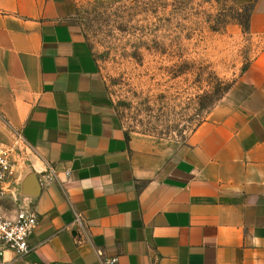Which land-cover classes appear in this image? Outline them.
Listing matches in <instances>:
<instances>
[{"label": "crops", "instance_id": "crops-1", "mask_svg": "<svg viewBox=\"0 0 264 264\" xmlns=\"http://www.w3.org/2000/svg\"><path fill=\"white\" fill-rule=\"evenodd\" d=\"M70 10L0 0V125L25 148L0 208L38 216L0 264H264V45L172 144L125 128Z\"/></svg>", "mask_w": 264, "mask_h": 264}, {"label": "rangeland", "instance_id": "rangeland-1", "mask_svg": "<svg viewBox=\"0 0 264 264\" xmlns=\"http://www.w3.org/2000/svg\"><path fill=\"white\" fill-rule=\"evenodd\" d=\"M69 3L125 128L172 144L187 141L264 45L249 27L253 0ZM0 144L15 162L24 155L3 125Z\"/></svg>", "mask_w": 264, "mask_h": 264}, {"label": "built area", "instance_id": "built-area-1", "mask_svg": "<svg viewBox=\"0 0 264 264\" xmlns=\"http://www.w3.org/2000/svg\"><path fill=\"white\" fill-rule=\"evenodd\" d=\"M15 160L12 149L0 144V197L7 191L5 183L15 175ZM50 175L55 169L47 164ZM66 175L69 170H65ZM32 205L18 204L13 214H7L0 208V260L5 249L12 250L16 255H22L30 250L28 236L34 230L38 218ZM100 253V252H99ZM113 258L102 256V264H111Z\"/></svg>", "mask_w": 264, "mask_h": 264}, {"label": "trees", "instance_id": "trees-1", "mask_svg": "<svg viewBox=\"0 0 264 264\" xmlns=\"http://www.w3.org/2000/svg\"><path fill=\"white\" fill-rule=\"evenodd\" d=\"M246 24H248V23H244V26L246 27Z\"/></svg>", "mask_w": 264, "mask_h": 264}]
</instances>
